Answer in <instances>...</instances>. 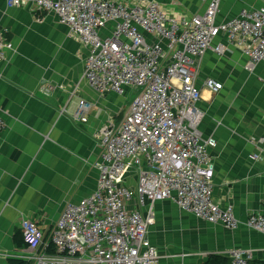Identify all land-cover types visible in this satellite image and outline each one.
Returning a JSON list of instances; mask_svg holds the SVG:
<instances>
[{"label":"crops","instance_id":"1","mask_svg":"<svg viewBox=\"0 0 264 264\" xmlns=\"http://www.w3.org/2000/svg\"><path fill=\"white\" fill-rule=\"evenodd\" d=\"M20 1L21 6L8 7L0 0V33L6 31L12 45L0 62V121L5 126L0 131V264H33L20 240L21 223H34L46 245L66 205L96 189L100 129L109 120L121 122L138 95L131 100L130 88L123 95H101L90 88L83 79L88 51L54 12L39 13L30 0ZM112 1L154 2L170 15L191 17L203 14L211 0ZM262 7L264 0H219L216 23L233 19L242 9ZM109 30L108 25L101 36ZM216 46L224 48L221 54L209 50L198 63L195 86L203 114L198 130L202 139L215 142L208 148L213 202L232 206L238 226L204 222L171 200L139 207L135 198L129 209L143 216L149 209L154 213L147 238L159 264H201L210 255L227 257L233 249L250 250L253 264H264V236L244 226L250 214L264 212V63L248 71L249 59L239 47L223 35L213 40ZM206 80L221 89L213 93L203 86ZM45 86L52 88L48 95ZM81 99L91 104L86 123L70 114ZM126 184L135 189L136 175L127 177Z\"/></svg>","mask_w":264,"mask_h":264},{"label":"built area","instance_id":"2","mask_svg":"<svg viewBox=\"0 0 264 264\" xmlns=\"http://www.w3.org/2000/svg\"><path fill=\"white\" fill-rule=\"evenodd\" d=\"M8 7L20 0H5ZM39 13L54 12L88 51L83 79L99 94L123 95L140 89L121 122L107 121L100 129L101 149L96 189L77 203H69L50 231L55 253H46L43 235L34 223H21L23 241L33 264H159L155 246L147 238L154 223L128 205L171 200L197 219L235 229L232 206L216 205L211 196L214 167L208 153L215 147L202 139L203 117L195 86L198 63L223 35L249 59L248 71L264 63V7L242 9L236 17L216 23L219 0H211L203 14L176 17L158 4L125 5L112 0H30ZM110 25L108 35L100 31ZM0 33V62L12 45ZM205 87L217 93L212 80ZM48 95L51 86L43 87ZM90 102L78 100L71 117L86 123ZM69 113L67 110H63ZM62 111V112H63ZM5 128L0 121V131ZM258 159V155H253ZM136 175V188L126 184ZM244 226L264 236V212L252 213ZM231 264H251L252 251L230 250Z\"/></svg>","mask_w":264,"mask_h":264},{"label":"trees","instance_id":"3","mask_svg":"<svg viewBox=\"0 0 264 264\" xmlns=\"http://www.w3.org/2000/svg\"><path fill=\"white\" fill-rule=\"evenodd\" d=\"M20 240L23 242V237H20ZM25 243V242H24ZM27 246V245H26ZM46 253L49 255H53L55 253V248L52 242H50L46 247ZM254 262L252 261L251 264ZM11 264H28L26 261L22 260H13ZM201 264H231V261L228 257L219 256V255H210L207 260Z\"/></svg>","mask_w":264,"mask_h":264},{"label":"rangeland","instance_id":"4","mask_svg":"<svg viewBox=\"0 0 264 264\" xmlns=\"http://www.w3.org/2000/svg\"><path fill=\"white\" fill-rule=\"evenodd\" d=\"M203 86L205 87V83L203 84ZM139 91H140V89H132L129 91V97H131V100L139 93ZM131 180H132V178H130V181Z\"/></svg>","mask_w":264,"mask_h":264},{"label":"clouds","instance_id":"5","mask_svg":"<svg viewBox=\"0 0 264 264\" xmlns=\"http://www.w3.org/2000/svg\"><path fill=\"white\" fill-rule=\"evenodd\" d=\"M42 240H43V239H42ZM49 243H50V242H49ZM49 243H48V244H49ZM48 244H46V245H48ZM43 246H44V242H43ZM227 257H228V256H227Z\"/></svg>","mask_w":264,"mask_h":264}]
</instances>
